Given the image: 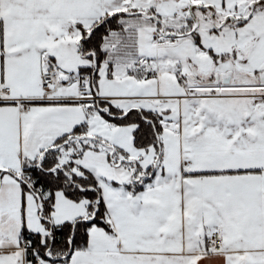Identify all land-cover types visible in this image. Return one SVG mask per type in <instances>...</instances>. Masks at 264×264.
I'll return each mask as SVG.
<instances>
[{
	"label": "snow or ice",
	"instance_id": "1",
	"mask_svg": "<svg viewBox=\"0 0 264 264\" xmlns=\"http://www.w3.org/2000/svg\"><path fill=\"white\" fill-rule=\"evenodd\" d=\"M0 264H264V0H0Z\"/></svg>",
	"mask_w": 264,
	"mask_h": 264
}]
</instances>
